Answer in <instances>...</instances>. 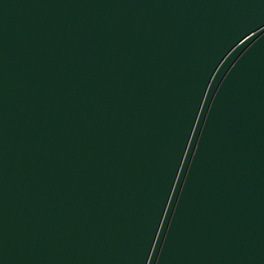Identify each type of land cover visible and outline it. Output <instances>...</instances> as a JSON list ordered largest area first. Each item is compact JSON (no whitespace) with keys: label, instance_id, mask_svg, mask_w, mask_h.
<instances>
[{"label":"water","instance_id":"water-1","mask_svg":"<svg viewBox=\"0 0 264 264\" xmlns=\"http://www.w3.org/2000/svg\"><path fill=\"white\" fill-rule=\"evenodd\" d=\"M0 264H264V0H0Z\"/></svg>","mask_w":264,"mask_h":264}]
</instances>
